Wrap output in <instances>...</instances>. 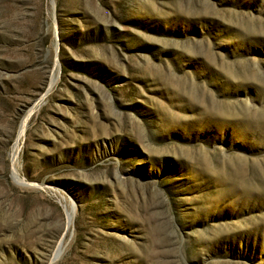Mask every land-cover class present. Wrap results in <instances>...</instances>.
Listing matches in <instances>:
<instances>
[{
  "label": "rangeland",
  "instance_id": "1",
  "mask_svg": "<svg viewBox=\"0 0 264 264\" xmlns=\"http://www.w3.org/2000/svg\"><path fill=\"white\" fill-rule=\"evenodd\" d=\"M0 264H264V0H0Z\"/></svg>",
  "mask_w": 264,
  "mask_h": 264
},
{
  "label": "bare ground",
  "instance_id": "2",
  "mask_svg": "<svg viewBox=\"0 0 264 264\" xmlns=\"http://www.w3.org/2000/svg\"><path fill=\"white\" fill-rule=\"evenodd\" d=\"M23 128H21L20 133H22Z\"/></svg>",
  "mask_w": 264,
  "mask_h": 264
}]
</instances>
